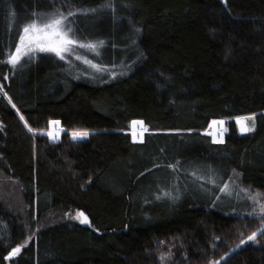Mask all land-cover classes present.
<instances>
[{
    "label": "trees",
    "instance_id": "obj_1",
    "mask_svg": "<svg viewBox=\"0 0 264 264\" xmlns=\"http://www.w3.org/2000/svg\"><path fill=\"white\" fill-rule=\"evenodd\" d=\"M106 2L0 0V61L33 12ZM111 3L71 20L78 39L104 42L98 62L123 69L113 77L89 79L45 53L0 63V168L32 214L71 208L90 222L45 227L26 244L0 202V264H264V232L240 245L264 219L235 214L242 197L219 190L236 171L264 192V0ZM252 114L255 130L240 136L234 119ZM51 120L66 129L58 144L27 128ZM134 120L150 130L143 142L127 133ZM214 120H227L224 143L204 133ZM75 128L87 140L73 141ZM200 169L206 179L189 172Z\"/></svg>",
    "mask_w": 264,
    "mask_h": 264
},
{
    "label": "rangeland",
    "instance_id": "obj_2",
    "mask_svg": "<svg viewBox=\"0 0 264 264\" xmlns=\"http://www.w3.org/2000/svg\"><path fill=\"white\" fill-rule=\"evenodd\" d=\"M50 13V12H49ZM69 21L72 22L71 17L69 18ZM72 26V23H71ZM22 33V30L20 34ZM74 35V34H73ZM74 38L79 40L81 43L88 44V43H93L97 44V47L95 49L88 48V47H80L79 45H76L73 47L72 51L64 53V60L67 63V69L70 71L74 70L79 73L81 76L88 77L89 79L93 80H98L102 78H111L118 72H121L123 69H117L109 66H105L101 63L98 62L97 57L100 55L101 52V47L102 45H99V41H94V40H89V41H84L78 39L75 35ZM19 42V39H18ZM15 52V49L11 52ZM51 54L55 55V53L51 52H36L34 55H30L28 57H23L21 61L25 58L33 59L34 60L40 55V54ZM58 59L60 57L56 56ZM79 57V59L77 58ZM62 60V59H60ZM63 60V61H64ZM20 61V62H21ZM69 63H68V62ZM86 61H91V63H87ZM95 65V67L93 66ZM125 69V68H124ZM126 71V70H125ZM253 115V114H252ZM252 115L248 116H242V117H236L234 119L235 123H237V118H241L244 123L248 125V127H253L254 125V130L256 126V114H255V120H243L245 117H251ZM22 116V115H20ZM25 121V119H23ZM142 122V123H133V122ZM132 121L127 129V133L130 135L132 142H143L146 133H148L150 130L149 128L144 124L142 120H134ZM220 121V120H217ZM224 121V136L222 139H216L214 132H213V126L212 123L209 124L208 128L204 131L205 134L209 135L211 138V141L216 144H221L225 142V137L227 135V120ZM53 122H58V123H53ZM28 130L29 126H27ZM139 128H142V134L140 135ZM32 131L29 130V132L34 135V136H43L48 139V141L52 144H58L62 141V137L64 133L66 132V129L62 126V123L59 120H51L46 128H31ZM253 130V131H254ZM4 131V127L2 122L0 121V133ZM88 132V135L90 134V131L84 130V129H71L69 130L70 134L72 135L75 132ZM251 131V132H253ZM249 132V133H251ZM222 141V142H221ZM205 170H198L196 171H189L190 173H193L195 175H191L193 178H201V179H206L209 174L208 172H204ZM229 185V188L225 190L224 192L228 193H234L242 197L240 198H234L233 201L235 203H238L239 205V211H233L235 214H240L243 213L244 215H248L252 211V208L255 206L253 201L250 199H247L246 194L241 191V189H249L250 194L254 195L256 193H261L264 194L263 191L252 188L250 186H246L243 184L240 180L239 175L236 173V171L233 172V175L230 177L228 182H226ZM224 186L221 185V188ZM212 191V190H211ZM210 191V192H211ZM203 192L202 189H198L197 193L201 194ZM229 197H233L232 195L227 194ZM231 201L223 202V204H227V206H232ZM0 202L4 205L6 209H8L14 216H16L21 223L23 224L25 231H26V239L25 243H29L33 237H35L41 229L56 225V224H62L66 222H81V219H77V214L79 213L76 210H73L71 208H57L53 209L50 212L43 214L42 216H37L36 213L34 212L32 214V209L30 203L27 201V199L24 196V191L18 180L13 178L12 176L8 175L5 173L1 168H0ZM262 202H264V197H262ZM230 208V207H229ZM257 218H260L258 216H254ZM264 228V223L260 227ZM165 257L167 258L170 256V250L169 252L165 253ZM18 255V254H17ZM17 255L13 256V260Z\"/></svg>",
    "mask_w": 264,
    "mask_h": 264
},
{
    "label": "snow or ice",
    "instance_id": "obj_3",
    "mask_svg": "<svg viewBox=\"0 0 264 264\" xmlns=\"http://www.w3.org/2000/svg\"><path fill=\"white\" fill-rule=\"evenodd\" d=\"M224 3H227V0H223ZM71 6V5H69ZM114 5L111 3V0L108 2L99 5L97 8H88V9H81L77 8L75 11H68L65 14L61 9L57 8L50 13H37L33 12L31 15L33 19L30 22L26 23L22 27V33L19 34V42L15 45V52L10 53L6 61H0V63H9L13 67L20 63L23 57H28L30 55H34L36 52H51L55 53L56 56L60 57V59H64V53L72 51L73 47L79 45L80 47H88L95 49L97 44L88 43L84 44L81 43L79 40L74 38L75 29L71 26V21H69V17H76L77 13L81 15H87L88 13H97L98 11L104 8H113ZM99 45H103V41L98 42ZM79 59V57H77ZM87 63H91V61H86ZM95 67V65H93ZM7 79V77H5ZM7 96V93L4 94ZM9 102L11 103V98H9ZM15 108V104L12 105ZM21 120L24 119L23 116L20 117ZM255 120V114L251 117H245L243 120ZM58 123V122H53ZM133 123H142V122H133ZM213 124H223L224 121H213ZM237 123L240 124L241 132H251L254 130L253 127H247L245 123H243L241 118H237ZM32 131L31 128H29ZM88 132H75L73 133V137L76 138L78 136L83 137L87 136ZM222 142V141H221ZM175 167V166H170ZM195 175V174H193ZM214 183V181H213ZM229 188L227 183L224 184L222 188L219 190L224 192ZM242 192L246 194L247 199H250L254 203V207L252 211L248 213L250 216H258L261 219H264V202H262V197L264 194L256 193L254 195L250 194L249 189H241ZM167 195V193H166ZM82 217V219H81ZM77 219H81V223L88 224L89 219L83 213L79 212L77 214ZM264 232V228L259 229L258 231L252 232L250 235L246 237V239L240 240V245L247 243L248 241L251 242H258L257 237L258 235ZM22 247H15L9 253V256H15L21 252ZM239 247V245H237ZM164 256L160 257L161 260H164ZM212 264H219L218 261L212 262Z\"/></svg>",
    "mask_w": 264,
    "mask_h": 264
},
{
    "label": "bare ground",
    "instance_id": "obj_4",
    "mask_svg": "<svg viewBox=\"0 0 264 264\" xmlns=\"http://www.w3.org/2000/svg\"><path fill=\"white\" fill-rule=\"evenodd\" d=\"M215 121H217V120H215ZM221 121V120H220ZM213 122V121H212ZM211 122V123H212ZM212 126H213V132H214V135H215V138L216 139H222L223 138V136H224V124H219V123H217V124H213L212 123ZM139 131H140V135L142 134L141 132H142V128H139Z\"/></svg>",
    "mask_w": 264,
    "mask_h": 264
},
{
    "label": "water",
    "instance_id": "obj_5",
    "mask_svg": "<svg viewBox=\"0 0 264 264\" xmlns=\"http://www.w3.org/2000/svg\"><path fill=\"white\" fill-rule=\"evenodd\" d=\"M244 123V122H243ZM245 125L248 127V125L245 123ZM237 128H238V131H239V135L240 136H244V135H247L249 132H241V130H240V124H237ZM71 138H72V140L73 141H85V140H87V138H88V135L87 136H83V137H80V136H78V137H76V138H74L73 137V134L71 135ZM135 143V142H134ZM137 143H140V142H137ZM80 212H83V211H80ZM84 213V212H83ZM85 214V213H84ZM86 215V214H85ZM87 216V215H86ZM88 217V216H87ZM81 219H82V217H81ZM83 225H87V224H84V223H82ZM9 258L10 259H12L13 258V256H9Z\"/></svg>",
    "mask_w": 264,
    "mask_h": 264
}]
</instances>
